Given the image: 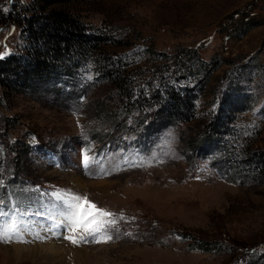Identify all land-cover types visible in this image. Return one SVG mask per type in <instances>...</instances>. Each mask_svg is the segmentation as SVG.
I'll return each instance as SVG.
<instances>
[{
  "label": "rangeland",
  "instance_id": "374dc122",
  "mask_svg": "<svg viewBox=\"0 0 264 264\" xmlns=\"http://www.w3.org/2000/svg\"><path fill=\"white\" fill-rule=\"evenodd\" d=\"M52 8L99 35L101 60L132 96L118 98L94 50L37 82L3 79L0 185L10 178L14 199L0 189V212L16 205L58 222V195L78 194L117 222L102 233L108 244L72 246L29 227L36 241L20 244L7 233L0 264H264V0H0L3 59L26 64L35 49L17 13ZM169 88L190 91L187 119L157 113ZM47 241L53 254L31 256Z\"/></svg>",
  "mask_w": 264,
  "mask_h": 264
},
{
  "label": "trees",
  "instance_id": "16d2710c",
  "mask_svg": "<svg viewBox=\"0 0 264 264\" xmlns=\"http://www.w3.org/2000/svg\"><path fill=\"white\" fill-rule=\"evenodd\" d=\"M21 10L22 12H18L15 16L16 22L14 23L25 27L24 29L29 34L31 33V41H33L35 49L31 52L30 61L26 64L21 63L20 60L14 57L0 59V77H2L0 78V82L3 79L9 81L10 78L20 79L26 83L32 80L37 82L54 69L53 65L56 62H63L60 59L64 60L66 55L70 56V53H73L74 56L81 58L94 50L97 52H95L94 56L96 61L100 63L102 72L108 77H115L117 80L118 98L124 100L132 96L131 84H126L120 79L119 72L121 70L116 66V63H112L108 59L107 62L101 60L100 55L103 52L97 50V43L101 39L99 35L85 31L79 20L63 11L54 10V8L30 15L24 13V9ZM247 23L245 25H249L250 22ZM200 61L202 63H200L201 66H203V61ZM196 64L199 63L196 61ZM182 89L177 88L175 91L169 88L165 92L166 96L158 102L160 108H158L157 113L162 112L163 115L169 116L176 114L179 117L187 119L192 113L193 97L190 91ZM158 95L153 97H157ZM220 123V119L214 116L212 120L213 128L217 129ZM256 162L264 164V154L261 153Z\"/></svg>",
  "mask_w": 264,
  "mask_h": 264
},
{
  "label": "snow or ice",
  "instance_id": "6c2138e0",
  "mask_svg": "<svg viewBox=\"0 0 264 264\" xmlns=\"http://www.w3.org/2000/svg\"><path fill=\"white\" fill-rule=\"evenodd\" d=\"M7 50L0 53V59L8 55ZM64 214L61 216L63 229L68 233L62 238L67 239L73 245H78L86 241L87 237H92L97 243L107 242L110 236L100 235L107 226L116 224L115 214L98 208L88 200L87 196L78 194H67L64 201ZM123 219V216H120ZM20 225L14 224L11 228H0V237L7 235L8 232L18 231ZM99 236V238H97ZM11 237H9L10 239ZM3 242H7L4 240Z\"/></svg>",
  "mask_w": 264,
  "mask_h": 264
},
{
  "label": "bare ground",
  "instance_id": "6f19581e",
  "mask_svg": "<svg viewBox=\"0 0 264 264\" xmlns=\"http://www.w3.org/2000/svg\"><path fill=\"white\" fill-rule=\"evenodd\" d=\"M59 230V229H58ZM44 235V234H43ZM48 239V238H47ZM55 245V244H54ZM53 245V243L51 244L49 241H47L43 246L44 247H41L39 246L38 244L36 245L35 242H33V246L32 248L34 247H37L36 249H32V250H29L31 252V256H37L39 255L40 257H44L43 259L49 257V255L53 254L54 252V248L55 246ZM12 248H10V252L17 256L20 251L18 249V247L16 246H11ZM46 256V257H45ZM18 257V256H17ZM81 257V256H80ZM14 258V256H13ZM40 259V258H39ZM58 259V258H57ZM47 260V259H46ZM42 262V261H41Z\"/></svg>",
  "mask_w": 264,
  "mask_h": 264
}]
</instances>
